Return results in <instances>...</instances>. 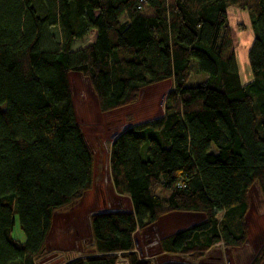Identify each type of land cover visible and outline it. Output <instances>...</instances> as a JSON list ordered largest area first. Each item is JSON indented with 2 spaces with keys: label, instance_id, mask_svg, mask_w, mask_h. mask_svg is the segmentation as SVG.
<instances>
[{
  "label": "trees",
  "instance_id": "trees-1",
  "mask_svg": "<svg viewBox=\"0 0 264 264\" xmlns=\"http://www.w3.org/2000/svg\"><path fill=\"white\" fill-rule=\"evenodd\" d=\"M229 6L248 12L254 34L246 83ZM194 62L206 78L189 86ZM70 72L88 79L101 112L171 85L162 114L108 147L113 190L131 211L90 214L91 252L57 264H154L137 255L135 234L172 213L203 220L160 238L164 254L194 262L217 244L246 243L254 184L264 201V0H0V264H37L53 214L93 186ZM263 260L264 243L250 264Z\"/></svg>",
  "mask_w": 264,
  "mask_h": 264
},
{
  "label": "rangeland",
  "instance_id": "rangeland-1",
  "mask_svg": "<svg viewBox=\"0 0 264 264\" xmlns=\"http://www.w3.org/2000/svg\"><path fill=\"white\" fill-rule=\"evenodd\" d=\"M229 31L235 48L236 61L241 81H249L251 70L247 53L254 34L251 28L250 16L247 11L236 6L227 8ZM87 44V38L77 39L74 48ZM206 78L204 73L192 65V73L187 85L193 86ZM74 110L88 146L94 153V182L92 188L83 197L69 207L57 212L55 225L45 249V253L37 264H57L66 259L84 257L90 253L91 233L88 226L89 215L103 211L125 209L128 198L118 195L110 180L108 170V147L111 141L122 129L132 123L140 122L159 116L163 112V101L171 82L162 81L141 88L137 101L119 109L101 112L97 98L94 95L88 79L79 72L68 73ZM214 148H212V152ZM249 211L246 215L248 238L240 248H226L222 244L211 247L200 259L192 261L188 257L169 258L160 256L158 240L161 237L159 228H167L170 223L178 227L199 223L203 216L200 214L178 213L181 216L163 218L160 223L153 224L135 234V251L139 258L150 260L154 264H250L264 243V201L257 184L248 193ZM122 206V208H120ZM173 218V221H172ZM172 221V222H171ZM159 227V228H158ZM13 236L24 240L19 229L17 218L13 228ZM51 245V246H50ZM56 247V248H52ZM58 254H57V253ZM63 258V259H62ZM168 261V262H167ZM126 264V262L123 261ZM261 264H264V260Z\"/></svg>",
  "mask_w": 264,
  "mask_h": 264
},
{
  "label": "crops",
  "instance_id": "crops-1",
  "mask_svg": "<svg viewBox=\"0 0 264 264\" xmlns=\"http://www.w3.org/2000/svg\"><path fill=\"white\" fill-rule=\"evenodd\" d=\"M87 38V43H89V42H91L92 41V36H88V37H86ZM76 40L77 39H75L74 40V42H73V46H72V50H77V49H79V48H82L84 45H86V44H84L83 46H81V47H79V48H74V44H75V42H76ZM79 40V39H78ZM233 46H234V44H233ZM234 51H235V48H234ZM250 79H251V76H250ZM250 79H249V81H250ZM246 82H248V81H245V83ZM128 200V199H127ZM120 208H122V206H120ZM126 211V212H129V211H131V204H130V202H129V200H128V206L127 207H125V209H118V210H116V211ZM113 211V210H112ZM101 212V211H100ZM103 212H108V211H103ZM56 214H57V212H55L54 214H53V217H52V223H51V228H50V231H49V233H48V235H47V238H46V249H48V245H47V243L49 242V239H50V236H51V232H52V229L54 228V225H55V218H56ZM170 216H176L177 218H179L178 216H181L180 214H178V213H172V214H169V215H166V216H163V217H161V218H159L158 219V221L155 223V225L156 224H158L159 226H160V223H161V221L163 220V218H168V217H170ZM203 216V215H202ZM203 220V219H202ZM201 220V221H202ZM172 221H173V218H172ZM171 221V222H172ZM200 221V222H201ZM183 224V223H182ZM181 224V226H179L178 225V227L174 224V222H172V223H170L169 225V227L167 226V228H159V233H158V235L159 234H161V237L160 238H163V237H166V236H169V235H171V234H174V233H176V232H178V231H180V230H183V229H185V228H188V227H190V226H192V225H194L193 223L192 224H189L188 225V223L186 222L185 223V225H182ZM88 226H89V220H88ZM136 243H137V241H136ZM158 244V243H157ZM51 246V245H50ZM159 246V245H158ZM52 248H56V247H52ZM91 251V250H90ZM160 256H170L169 258H172V257H174V258H177V257H180V256H173V255H168V254H164L163 252H161V250H160V247H159V253H158V257H160ZM80 257V256H79ZM142 259V258H141ZM143 259H145V258H143ZM169 262L171 261V260H168ZM167 261V262H168ZM162 264V263H161Z\"/></svg>",
  "mask_w": 264,
  "mask_h": 264
}]
</instances>
